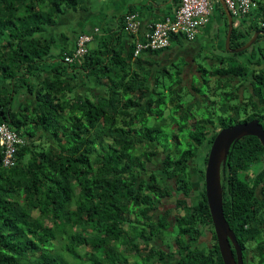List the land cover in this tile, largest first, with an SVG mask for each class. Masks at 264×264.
<instances>
[{
	"label": "trees",
	"instance_id": "1",
	"mask_svg": "<svg viewBox=\"0 0 264 264\" xmlns=\"http://www.w3.org/2000/svg\"><path fill=\"white\" fill-rule=\"evenodd\" d=\"M255 1L256 16L233 28L231 49L259 29L257 20L264 23V0ZM87 9L86 0H0V125L24 140L10 168L0 154V264H167L166 252L151 243L173 233L177 264H223L214 234L207 247H193L205 228L213 233L201 166L214 139L198 131L181 135L193 117L183 109L182 92L191 94L188 106L194 104L207 81L197 88L192 82L189 91L174 62L152 71L169 47L135 57L137 38L123 30L130 11L95 49L88 45L78 62L65 63L80 34L94 39L99 33L96 26L71 28L73 14ZM69 27L71 34H63ZM173 41L182 47L186 40ZM227 66L216 68L220 76L245 71L236 60ZM89 81L100 90L79 92ZM261 84L254 89L260 98ZM167 111L178 130L164 134L148 125ZM148 165L155 167L142 178ZM221 187L223 214L243 263L264 264V147L256 137L231 147ZM174 194V212L183 215L170 224L171 210L156 211Z\"/></svg>",
	"mask_w": 264,
	"mask_h": 264
},
{
	"label": "flooded vegetation",
	"instance_id": "2",
	"mask_svg": "<svg viewBox=\"0 0 264 264\" xmlns=\"http://www.w3.org/2000/svg\"><path fill=\"white\" fill-rule=\"evenodd\" d=\"M256 22L259 25V29L256 31H264V23L258 20ZM234 23L236 24L237 22L233 20V24ZM239 24L240 23H237L236 27H238ZM236 27L234 26V28ZM226 28L227 22L223 23L221 26L220 30L222 33H226V31H224ZM216 31L217 29L215 27L211 36H198L192 41H185L183 44V46L189 45L194 47L192 52H182L180 55L183 62L182 65L184 67H190V69L188 68L186 70H184L183 67L181 71L184 81L186 77L191 78L190 83L186 85V88L189 91L192 90L191 84L193 82V78L198 80L199 85L204 84L205 82L203 81L206 80V92L201 95V98L206 96L204 98L210 97L209 99H212V112L210 115H208L210 116L208 119L199 116H196V118L195 116L190 118L193 120V122L190 123V119L188 120L189 126L187 130L183 131L181 135H186L185 133L187 132L198 131V133L205 138L215 139L221 130L227 129L234 125L249 123L251 121H257L258 124H260L264 129V96L262 95L263 97L260 98V95L255 94L254 91L255 87H258V84L262 85L261 83L264 82V52L260 51L261 48H264V35H259L257 37L256 41L249 48V52L243 54L242 52L229 53L228 51L224 50L226 52V56H224L221 55V53L224 54V51L213 50V48L216 46ZM256 31H254L252 35L248 37L246 42L251 39ZM207 41L211 42V49L206 53L205 56L202 57L203 59L201 64L194 63L195 57L200 55V53L204 50V43L209 45ZM216 48H218V46H216ZM233 60L238 61V63L245 64V71L243 75L236 78H230L223 75L220 76L219 71L216 70V68L221 66L222 63H225V69H228L227 65H229ZM219 78L221 79L220 82L218 81L220 80ZM197 86L198 85L194 83L193 87L197 88ZM207 91H210L209 96L206 95ZM198 100L200 101L201 99L199 98ZM207 103H210V101L207 100ZM176 129L178 130V126ZM181 135L177 134L176 137ZM164 211L166 210L156 211V214L164 215ZM182 215V212L176 213L171 211L168 216V222L170 224H174L175 221L178 220ZM200 229L202 228L200 227ZM213 234L214 229L212 233L210 228H205L202 231L200 238L193 244V247H207L209 243L205 242H209V240L213 241ZM153 244H156L158 246L157 249H161L168 255V257L163 260V263L177 264L179 260L178 246L175 243L174 238H172L171 242L168 244L163 243V241L159 239H154L152 240L151 245ZM128 258L130 263L135 262L132 256L129 255Z\"/></svg>",
	"mask_w": 264,
	"mask_h": 264
},
{
	"label": "built area",
	"instance_id": "3",
	"mask_svg": "<svg viewBox=\"0 0 264 264\" xmlns=\"http://www.w3.org/2000/svg\"><path fill=\"white\" fill-rule=\"evenodd\" d=\"M232 18L249 19V15L257 9L255 0H224ZM219 4L218 0H180L172 16L148 24H142L137 14H129L125 18L123 30L134 36L135 48L133 55L138 56L143 50L155 51L166 49L173 37H181L186 41L194 40L199 29L208 23V18ZM237 23H234L236 27ZM92 35L80 34L76 40L72 54L66 55L64 62H78L88 51ZM23 139L6 124L0 125L1 164L10 168L15 162L17 148Z\"/></svg>",
	"mask_w": 264,
	"mask_h": 264
},
{
	"label": "water",
	"instance_id": "4",
	"mask_svg": "<svg viewBox=\"0 0 264 264\" xmlns=\"http://www.w3.org/2000/svg\"><path fill=\"white\" fill-rule=\"evenodd\" d=\"M224 13L227 28L224 39V50L229 53H241L249 49L259 35H264V31H256L251 39L238 48H230V39L234 24L224 0H218ZM254 136L264 147V129L257 121L245 124H238L221 130L213 140L205 165L204 188L207 205L213 224L217 246L223 264H244L243 251L238 244L235 234L230 229L223 214V191L221 187V175L225 171L229 150L243 137Z\"/></svg>",
	"mask_w": 264,
	"mask_h": 264
},
{
	"label": "rangeland",
	"instance_id": "5",
	"mask_svg": "<svg viewBox=\"0 0 264 264\" xmlns=\"http://www.w3.org/2000/svg\"><path fill=\"white\" fill-rule=\"evenodd\" d=\"M116 6H120V4H117ZM216 6H217L216 9L214 10V12H212V14L208 18V24L206 25V27L204 29H202V28L199 29L200 36H206L207 35L206 34L207 32H212L215 29V27H216L215 26L216 23L217 24L219 23L221 25H223V23H226V19H225L224 13H223L220 5L217 4ZM97 8H98L97 10H99V8H101V6H98ZM113 11L115 12V10H113ZM255 12L256 11L252 12V15H251V13L249 15L253 19L256 16V15H254ZM93 19H95L97 21L99 20V18H97V16L95 18H93ZM233 20L236 21L237 23H241V21H242V19H239V18H236V17L233 18ZM107 23H105V24H107ZM224 39H225V37H224ZM207 42L209 43V45L208 44L206 45V43H204V45H203L204 50L200 53V55H198V56L195 57V62L194 63L201 64L202 63L201 61L203 59L202 57L205 56L206 53L211 49V42L210 41H207ZM222 43L223 42L220 43V47L219 48H216V46H215L213 48V50H216V51H219V50L224 51V50H222V46H221ZM169 50L170 51H165V52L161 53L158 57H156L154 59L156 61V64H158V66H156V65L153 66L152 71H155L156 68H159V66H160L159 63H161V66H163V65H168V64L174 62V65H177L178 66V69L179 68H183L184 66L182 65L183 62L181 60V56L180 55L182 54V52H187V53L192 52L194 50V47L189 46V45H185V46L182 45V47H179L177 45V41H173L170 44ZM260 51H263L264 52V48H261ZM225 54H226L225 51H224V54L221 53V55L226 56ZM188 68L190 69L189 66H185L183 69L186 70ZM190 79L191 78H187V77L185 78V81H184L185 82V85H187V84L190 83ZM192 80H193V82L195 84L198 85V80L197 79L193 78ZM162 81H163V84L164 85H168L169 84V81L166 78L163 79ZM152 82L153 81L150 80V86L152 85ZM209 93H210V91H207L206 95L209 96ZM182 95H183V97L181 98V103L183 105V109L184 110H187V112L189 114H191L192 116H195V118H196V116L204 117L205 119H208L210 117V116H208L212 112V110H211L212 99L210 100L209 99L210 97L204 98V97H206V96H204V97L201 98V95L202 94L201 95L198 94V96L200 97L201 100L200 101L198 100L196 103L191 104V105L188 106V104L193 101L192 100V97H191V94H186V92L184 91V92H182ZM207 100L210 101V103H207ZM206 112H208V113H206ZM172 115H174V114L173 113H170L169 111H167L166 113L164 112V115L161 118L157 119V120H155L154 117L150 118V120L148 122V125L149 126H152V127L153 126L155 127V125H158V127H161V131L164 134H169L170 133L169 131L170 130H175L176 127H177V125H178V123L175 121V119L174 118L172 119V117H171ZM192 122H193V120L190 119V123H192ZM173 137H175V135H173ZM206 149H207V145L205 144L204 149H202V151L204 153H206V151H207ZM204 155L203 156H200L197 159L198 163H200L202 161V164H203ZM163 158H164V156L162 154H160L156 158L157 168H161L162 167ZM197 161L195 160L194 162H192L190 164L191 165V169H192V171H194V173H195V167H196ZM203 166H204V164L201 166V168L203 170V175H204L205 166H204V168H203ZM150 167H155V166L148 165V167L146 169H143L141 171L142 178L148 176ZM254 168L255 167L251 168V171H253ZM197 182L202 183V180L199 179ZM173 196L174 197L171 198V199L162 200L163 203L161 204V206L159 208V211H163V210H167V209L168 210H171V211H174L175 210L174 204H175V200L177 198L176 197L177 195L174 194ZM179 197H181V196H179ZM188 201L189 202L190 201H193V199H188ZM131 218L133 219L132 216H131ZM174 235L175 234L173 233V234H171V236H168L167 238H163L164 243L165 244L170 243L171 240H172V238L174 237ZM210 242H212V241L209 240V242L206 241L205 243H210ZM59 255H60L59 258L61 259L62 256H63V254L61 252H59Z\"/></svg>",
	"mask_w": 264,
	"mask_h": 264
},
{
	"label": "crops",
	"instance_id": "6",
	"mask_svg": "<svg viewBox=\"0 0 264 264\" xmlns=\"http://www.w3.org/2000/svg\"><path fill=\"white\" fill-rule=\"evenodd\" d=\"M86 3L88 7L87 11H80L73 14L71 18L73 26L71 28H80L83 32L89 30L91 26H96L98 28L99 33L94 36V39L89 44L90 50L95 49L103 38H108L109 32L118 25L117 18L120 15H124L126 12L130 11L138 15L142 24H148L172 16L173 12L180 4L179 0H86ZM117 4H120V6H116ZM98 6H101L99 10H97ZM216 7L217 6H215V9ZM113 10H115V12ZM214 10L212 12H214ZM96 16L99 18L98 21L93 19ZM251 19L253 20V18H250V20ZM215 26L217 29L215 35L216 46L219 48L220 39L223 37V33L220 30L222 25L216 23ZM205 27L206 26L202 29ZM71 28L69 27V31L66 30L63 34L69 36V34H71ZM206 34V36H211L212 32H207ZM198 36H200V33ZM69 38L71 39V37ZM65 44H67V41H65ZM73 47V43L67 46L69 50ZM84 80L85 79L79 78L78 82H83ZM95 87L97 90H100V88L95 85L94 81H89L85 83L84 87H79L78 91L82 93Z\"/></svg>",
	"mask_w": 264,
	"mask_h": 264
},
{
	"label": "bare ground",
	"instance_id": "7",
	"mask_svg": "<svg viewBox=\"0 0 264 264\" xmlns=\"http://www.w3.org/2000/svg\"><path fill=\"white\" fill-rule=\"evenodd\" d=\"M170 47V46H169Z\"/></svg>",
	"mask_w": 264,
	"mask_h": 264
}]
</instances>
